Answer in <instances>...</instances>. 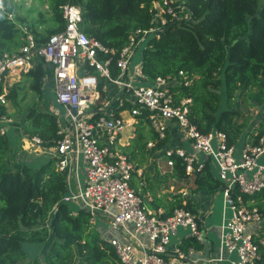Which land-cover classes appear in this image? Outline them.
Instances as JSON below:
<instances>
[{"label": "trees", "instance_id": "1", "mask_svg": "<svg viewBox=\"0 0 264 264\" xmlns=\"http://www.w3.org/2000/svg\"><path fill=\"white\" fill-rule=\"evenodd\" d=\"M29 1L45 8L38 9L25 28L10 17L6 1L0 0V55L16 51L27 33L39 43L60 31L64 27L61 6L66 2L79 8L78 29L115 51L127 43L135 29L154 26L133 51L139 56L140 72L147 79L176 76L179 81L171 85L172 96L190 98L188 120L200 132L223 131L226 142L235 145L240 139L255 143L264 131V0H169L166 4L163 0ZM159 7L162 10L157 14ZM108 67L111 75L117 73L111 61ZM83 68L95 72L85 63L78 65V72ZM178 70L188 79L185 84ZM49 73L50 68L40 59L22 71L17 80L6 84L4 96L19 114L8 119L0 133V264H123L90 221L89 212L79 206L72 208L64 199L66 181L54 166L55 157L49 155L38 165L23 157L20 137L36 136L37 145L44 148L53 147L59 136L56 113L40 108L32 97L41 95L43 80ZM101 82L98 76V87ZM52 97L55 101L54 94ZM98 106L95 104L92 110L93 117L102 112ZM128 106L124 100L113 112L118 115ZM258 106L260 114L250 125ZM6 109L0 102V113L8 117ZM145 115L143 109L135 115L133 133L120 145L136 166L148 161L147 168L141 167L140 194L145 204L160 207L162 217L180 206L195 211L191 194L221 188L215 166L209 157L200 156L201 165L188 174L182 159L171 154L172 165L162 172L156 159L163 160L165 155L159 152L151 156L167 144L168 135L157 139ZM148 141L153 145L147 146ZM11 153L22 158L17 167L9 161ZM190 177L188 195L182 194L179 187L166 189L170 181H187ZM240 199L262 213L254 240L259 251L257 263L264 264V240H259L264 233V187L243 193ZM44 242L42 253L30 254L29 248ZM199 245L200 241L191 236L178 242L183 250Z\"/></svg>", "mask_w": 264, "mask_h": 264}, {"label": "built area", "instance_id": "2", "mask_svg": "<svg viewBox=\"0 0 264 264\" xmlns=\"http://www.w3.org/2000/svg\"><path fill=\"white\" fill-rule=\"evenodd\" d=\"M168 1L163 0V3ZM0 7H3L2 3ZM161 10L159 7L157 14ZM61 14L64 27L60 31L51 33L39 43L27 33L16 51L0 55V81L3 82L0 102L7 106L6 84L14 81L16 75L40 59L49 64L50 73L46 79L52 85L55 101L63 109V114L56 113L59 136L50 155L55 157V168L65 177L67 191L64 199L73 200L87 210L91 222L94 214L106 218V229L112 231L106 239L121 263L185 264L193 247L183 250L176 244L169 250V240L179 226L187 230V236L201 241L200 217L181 206L164 217L159 215L160 207H148L140 194L142 169L120 147L124 143V127L133 125L135 115L143 109L157 139L165 138L173 124L175 132L187 143V147L173 142L160 148V154L165 155L162 172L172 165L171 154L182 159L184 171L188 174L201 165L200 156L209 157L215 166L221 181L222 220L217 253L208 261L258 264V244L247 226L250 223L258 225L262 213L255 206L243 204L240 198L243 193L250 194L264 187V164L256 161L264 154V131L255 143L244 142L235 158V147L226 142L223 131L200 132L188 120L190 98L175 99L170 91L171 85L179 81L176 76L157 75L145 83H135L131 79L133 72L129 73L128 67L134 48L154 26L135 29L129 34L127 43L115 51L78 29L80 13L76 5L64 3ZM160 22H164L163 17ZM110 61L117 69L115 75L110 74ZM83 63L95 72H88L85 68L78 72V65ZM177 75L184 84L188 81L182 70H178ZM98 76L102 77L99 87ZM114 93L120 103L129 102L126 109L130 121L121 115L103 112ZM97 103L102 112L93 117L92 110ZM72 107L74 113L70 111ZM7 120V115L0 113V133L5 130ZM28 141L30 146L39 147L36 136ZM146 145L152 146L153 142L148 141ZM226 204L230 208L228 217L224 215Z\"/></svg>", "mask_w": 264, "mask_h": 264}, {"label": "crops", "instance_id": "3", "mask_svg": "<svg viewBox=\"0 0 264 264\" xmlns=\"http://www.w3.org/2000/svg\"><path fill=\"white\" fill-rule=\"evenodd\" d=\"M135 54V52H134ZM133 54V55H134ZM132 55V58H133ZM140 64H139V56L138 54L135 56V60L132 61V64L128 67V72L131 73V79L135 83H145L148 82L147 78L144 75H139L140 72ZM138 72H140L138 74ZM120 104V101H118V98L116 94L114 93L109 99L108 102L105 105V113L108 114H114V109ZM123 118H125L127 121H130L131 118H129L127 109H123L119 111V114ZM134 122L135 119L132 120L133 125L125 126L122 133V141L126 142L128 136H130L133 133L134 130ZM130 127V128H129ZM168 135V141L167 143L169 145H172L173 142L176 144H182L183 146L187 147L186 140L183 138L182 135L175 132L174 125L172 124L171 127H169V130L166 133ZM182 136V137H179ZM20 145L27 153L25 152V155L23 157H27V160H31V158L37 157L42 151L37 146H30L29 141L25 137H20ZM184 140V141H183ZM154 143V142H153ZM42 149V148H41ZM160 152V149L155 150L153 155H157V153ZM22 157V156H21ZM14 161H11L12 165L14 167H17L20 163V158L17 154H13ZM163 161V160H162ZM81 177V173H80ZM219 190H216L212 193H205L202 190H198L195 193L191 194V196L194 199V206H195V213L200 217L201 219V227L203 230V238L200 241V245L198 247H193V251L185 260V264H229L225 260H221L219 262H213L208 261L209 257H212L216 255L217 253V240H218V232H219V225L222 220V213H221V205H222V197L220 202L219 197ZM77 206V205H76ZM75 206V208H76ZM259 226L254 223H250L247 226V229L249 231H252L253 236L257 233H259ZM187 237V230L183 227H179L176 230V233L170 237L168 249H172L174 245L178 244L181 239Z\"/></svg>", "mask_w": 264, "mask_h": 264}, {"label": "rangeland", "instance_id": "4", "mask_svg": "<svg viewBox=\"0 0 264 264\" xmlns=\"http://www.w3.org/2000/svg\"><path fill=\"white\" fill-rule=\"evenodd\" d=\"M5 1H6V7L10 11V17L12 19H14L19 25H22L25 28H27L28 23L31 20V18L36 16L37 10L38 9L42 10L45 8L44 5H40V4H37L36 2H31L29 0H9V1L5 0ZM258 2H261V0H258ZM135 56H136V53L133 55V58L131 57L129 65L132 64V61L135 60ZM139 73L140 72H138V74ZM19 75L20 74L16 75L14 80H17L19 78ZM139 75H141V73ZM44 79L45 80H43L41 95L38 97H36L35 95H32V97L36 99V104L40 108L50 109L51 111H53L55 113L63 114V109H62L61 105H59L58 103H56L53 100L51 83L46 78H44ZM8 82L9 81H7V83ZM6 110H7V113H10L8 116L9 121L13 120L19 114L18 109L12 110L11 104L9 102H7V109ZM260 111H261V106H258L256 109L253 110L252 120L250 121V125L254 124V122L256 121V119L258 118V116L260 114ZM19 144H20V140H19ZM172 144H174V143H172ZM242 144H243L242 139H240L234 145V147H235V154H234L235 158H237V154L239 153V150H240ZM31 146H33V145H31ZM39 149L42 152L39 155H37V157L31 158V161L33 162L34 165H38L39 163L45 161L46 158L50 155V152H52V147H44L43 149H41V148H39ZM15 151L16 150H14L13 153H15ZM25 152L27 153V151H25ZM13 153H11V155L9 157L10 162L14 161ZM154 157H155V155L151 156V158H154ZM256 161L258 163L264 164V154L259 156L256 159ZM79 162H81L80 159H79ZM156 162H157V165L160 166L161 170H163V168H164L163 167V161L161 159H156ZM147 163H148V161H142V163L140 165H142L144 168H147V166H145V164H147ZM190 181H191V177L188 178L187 181L185 179H178L176 181L172 180L168 183V186L166 187V189L174 190L177 187H179L178 189H180L182 191L185 190L187 192L184 195H188L189 190H188L187 185L189 184ZM162 190L165 191V188H162ZM219 197H220V202H221V193L219 194ZM69 204L72 208H74L77 205L75 203V201H73V200H69ZM221 208H222V205H221ZM221 213H222V209H221ZM224 215H225V217H228L230 215V208L228 207L227 204L224 206ZM92 223L97 227L98 231H100L105 237L109 236L112 233V231H109L106 229L107 221H106L105 217L100 216L99 214H94ZM178 228H179V226L176 229H178ZM261 228H262V226H261ZM259 240L260 241L264 240V233H262L261 238ZM217 242H218V240H217ZM45 247H46V243L44 242L41 244L33 245L28 250L30 251V254H40L44 251ZM230 256H233V254H230ZM225 261L227 263H229L227 260H225Z\"/></svg>", "mask_w": 264, "mask_h": 264}, {"label": "water", "instance_id": "5", "mask_svg": "<svg viewBox=\"0 0 264 264\" xmlns=\"http://www.w3.org/2000/svg\"><path fill=\"white\" fill-rule=\"evenodd\" d=\"M49 66V64L47 65ZM72 113H74V108L72 107L71 110H70ZM102 215H104L103 213H101Z\"/></svg>", "mask_w": 264, "mask_h": 264}]
</instances>
